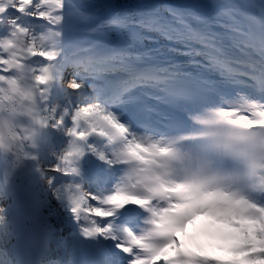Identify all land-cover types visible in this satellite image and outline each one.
Returning <instances> with one entry per match:
<instances>
[{"label":"snow or ice","instance_id":"6c2138e0","mask_svg":"<svg viewBox=\"0 0 264 264\" xmlns=\"http://www.w3.org/2000/svg\"><path fill=\"white\" fill-rule=\"evenodd\" d=\"M0 153V264H264V0H0Z\"/></svg>","mask_w":264,"mask_h":264},{"label":"bare ground","instance_id":"6f19581e","mask_svg":"<svg viewBox=\"0 0 264 264\" xmlns=\"http://www.w3.org/2000/svg\"><path fill=\"white\" fill-rule=\"evenodd\" d=\"M10 166L9 162H3L2 167H0V182H2V178H3V173L5 171L6 168H8Z\"/></svg>","mask_w":264,"mask_h":264},{"label":"rangeland","instance_id":"374dc122","mask_svg":"<svg viewBox=\"0 0 264 264\" xmlns=\"http://www.w3.org/2000/svg\"><path fill=\"white\" fill-rule=\"evenodd\" d=\"M28 171H29V172H32V171H34V170H32V168H30V169L26 170V172H28ZM29 172H28V173H29ZM20 191H21V186H20Z\"/></svg>","mask_w":264,"mask_h":264}]
</instances>
